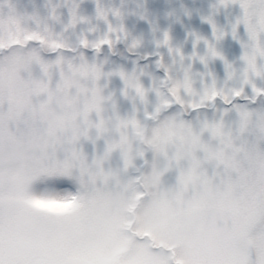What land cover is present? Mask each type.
<instances>
[{
    "label": "snow or ice",
    "instance_id": "1",
    "mask_svg": "<svg viewBox=\"0 0 264 264\" xmlns=\"http://www.w3.org/2000/svg\"><path fill=\"white\" fill-rule=\"evenodd\" d=\"M95 3L105 36L91 44L81 39L80 45L98 53L104 45L111 49L117 29ZM217 5V13L229 5L241 12L228 31L218 30L209 16L201 20L212 25L213 40L231 35L241 45L242 86L218 88L213 77L199 102L188 105L196 111L210 105L213 115L192 122L162 114L149 150L132 164L126 130L138 128L139 121L105 118L96 87L73 92V77L99 78L96 66L81 55L84 63L69 62L65 69L62 55L51 62L40 55L64 47L48 23L60 22L57 6L45 0L42 17L35 4L29 12L0 0V92L10 104L7 114L0 112V264H264V114L254 120L252 111L237 107L248 98L246 87L253 102L264 97V88L249 78L251 71L264 80V63L258 65L264 61V0H218ZM78 7L69 9L63 30L77 22ZM113 15L119 17V10ZM188 36L189 59L205 68L208 60L218 59L226 81L232 79V65L209 40L195 31ZM170 39L165 29L157 47L171 52ZM246 41L249 52L243 51ZM201 42L206 55L196 51ZM138 43L133 40L131 47ZM53 67L59 73L54 85ZM108 75L128 83L123 70ZM184 89L192 91L187 78ZM135 91L144 97L142 83ZM33 93L43 94L35 106ZM169 93L164 112L173 104L183 108L179 85Z\"/></svg>",
    "mask_w": 264,
    "mask_h": 264
},
{
    "label": "rangeland",
    "instance_id": "2",
    "mask_svg": "<svg viewBox=\"0 0 264 264\" xmlns=\"http://www.w3.org/2000/svg\"><path fill=\"white\" fill-rule=\"evenodd\" d=\"M200 1L145 0V3L139 7L142 15H144V19H141V21L130 23L125 19L124 22L119 20L114 23L109 18L108 21L117 29L116 33L111 34L114 43L111 49L107 45L102 46L98 53L90 45L87 48L81 47L80 40L86 38L91 44V42L103 38L106 33L104 21L92 20V24L89 27L72 26L66 31L63 30V27H58L55 23L49 22L53 28V33L58 34V40L64 47L56 52L41 51L40 55L43 60L55 61L58 55H62L64 57L63 67L67 69L69 62L74 66L84 63L81 60V55H83L89 66L94 64L99 70V79L91 74L87 80L79 76L73 77V92L75 93L83 88L96 87L103 98L100 108L105 118L110 117L113 122L118 118L139 121L138 128L130 126L126 130V134L129 137V163L136 164L140 160V153L149 150L151 138L163 123L160 119L162 114L164 116L174 115L177 118L192 122L197 119L202 120L205 117L210 118L213 115L216 109L210 105L202 107L199 111L192 110L188 106L191 102H199V95L203 94L205 88L210 87L213 77L218 88L224 86L225 83H227L229 88L239 89L242 86L245 64L240 60L242 54L241 45L233 40L231 35H229L231 37L230 42L225 40L226 36L223 39L213 40L212 25L201 20L202 15L209 16L217 22L218 30L228 31L231 24L240 18V9L238 5L231 6L230 10L219 7L217 13L218 1ZM210 5L212 7H209ZM254 11L259 14V7L255 8ZM150 17L152 18L151 20H149ZM189 17H194L195 19L192 20ZM121 24L124 29L123 32L119 31ZM205 25L211 26V30L208 32L199 31L198 27ZM165 29L169 30L171 52H169L168 47L163 45L157 47L156 44V41L162 39V32ZM192 31L209 40L215 49L224 55L225 59L232 65L230 69L233 73L232 79L226 81L224 64L218 59L215 61L208 60L207 68L199 60L189 59L193 52V45L192 37H187V34ZM239 31L240 35L243 36V26L240 27ZM117 36H119V42H116ZM133 40L139 42L135 48L131 47ZM176 49L180 50V54H177ZM196 51L199 55H206L203 42L198 45ZM243 51H251L247 41ZM261 63H264V61L258 60V65ZM158 64H160V69L157 68ZM165 69L168 70L169 88L179 85V95L184 99L183 108L173 104L172 108L166 112H164L163 101L171 98L163 89L165 83L163 73H165ZM121 70L125 73L127 85L122 84L119 78L108 75L111 72ZM209 73H211V76ZM40 75L43 77V74ZM43 78L46 79V77ZM58 78V70L53 67L51 70L53 85ZM186 78L192 90L188 93L184 89ZM249 78L258 87L264 88V80L253 77L251 71H249ZM138 82L142 83L145 89L143 98H140L135 91V85ZM108 90L112 100L106 101L104 93ZM245 91L248 92V98H241L237 107L241 110L252 111L254 113L253 119L255 120L256 115L264 114V97L256 98L253 102L250 90L246 87ZM40 95H42V99L43 94ZM108 102L113 103V109L110 108ZM81 103H83V97H81ZM117 106L120 108L117 109ZM217 107H223V105L218 104ZM64 108V105H57L58 110L62 111ZM148 116H151V119L147 120L144 141H142L143 121ZM94 117L95 112L93 111ZM138 132L140 133L139 135L137 134ZM114 156L118 159L119 153H115ZM113 164H115V159Z\"/></svg>",
    "mask_w": 264,
    "mask_h": 264
},
{
    "label": "trees",
    "instance_id": "3",
    "mask_svg": "<svg viewBox=\"0 0 264 264\" xmlns=\"http://www.w3.org/2000/svg\"><path fill=\"white\" fill-rule=\"evenodd\" d=\"M147 1V0H146ZM199 1L200 0H195ZM13 4H15L21 11L24 10L26 7L29 12L33 11L32 5L35 4L37 8L39 9L40 15L43 17L46 13L43 8V4L45 3V0H11ZM100 7L104 10V12L107 14V19L110 18L114 23H117V21L120 20V22H124L126 19L130 23H137L138 21H141L140 16L142 15L141 11L139 10V7L145 3V0H98ZM197 2V3H199ZM52 5H56V13L60 17V22L55 23L58 27H63V25L68 23L69 18V9L73 8L75 5H79L77 9H75L77 14V22L74 26H85L89 27L92 23V20L96 19V3L95 0H51ZM113 10H119L120 16L115 17L113 15ZM4 11L7 12V7L4 8ZM144 12V10H143ZM151 13V11H150ZM86 17L87 20L85 22H80L79 17ZM152 18L150 17L149 20ZM101 21V20H99ZM52 21H48V23ZM199 31L204 30L205 32H208L211 30V26H202L198 27ZM227 42H230L231 37L228 35L225 39ZM225 42V41H224ZM69 50V49H67ZM55 74V73H54ZM99 79V78H98ZM108 90L106 93H104V97L106 101L112 100V96L109 93ZM6 95L3 92H0V112H3L7 114L10 104ZM42 95L38 93H33L31 96V104L33 106L37 105L39 100L41 99ZM122 102V99H121ZM109 103V102H108ZM110 108L113 109V103H109ZM120 107L117 106V109Z\"/></svg>",
    "mask_w": 264,
    "mask_h": 264
},
{
    "label": "water",
    "instance_id": "4",
    "mask_svg": "<svg viewBox=\"0 0 264 264\" xmlns=\"http://www.w3.org/2000/svg\"><path fill=\"white\" fill-rule=\"evenodd\" d=\"M116 46V45H115ZM157 68L158 69H160V64H159V66L157 65ZM164 74V78H165V83H164V85H163V89H164V91L169 95V97L171 98V96H170V93H169V77H168V75L167 76H165V73H163ZM172 99V98H171ZM173 103H174V101H173ZM146 123H147V119H145L144 121H143V127H142V137H141V140L142 141H144V134H145V132H146Z\"/></svg>",
    "mask_w": 264,
    "mask_h": 264
},
{
    "label": "flooded vegetation",
    "instance_id": "5",
    "mask_svg": "<svg viewBox=\"0 0 264 264\" xmlns=\"http://www.w3.org/2000/svg\"><path fill=\"white\" fill-rule=\"evenodd\" d=\"M211 1H213V2H217L218 0H211ZM231 6H232V5H229L228 8H227V10H230V9H231ZM220 8H221V9H225L224 7H220ZM248 100H249V99H248Z\"/></svg>",
    "mask_w": 264,
    "mask_h": 264
}]
</instances>
